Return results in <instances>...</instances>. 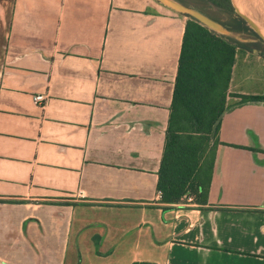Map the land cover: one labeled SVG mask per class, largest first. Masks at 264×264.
<instances>
[{
  "label": "crops",
  "instance_id": "0c3cea01",
  "mask_svg": "<svg viewBox=\"0 0 264 264\" xmlns=\"http://www.w3.org/2000/svg\"><path fill=\"white\" fill-rule=\"evenodd\" d=\"M230 1L257 35L222 25L249 45L230 90L264 96V0ZM188 21L157 0H0V264H264V102L223 113L205 205L158 189Z\"/></svg>",
  "mask_w": 264,
  "mask_h": 264
},
{
  "label": "trees",
  "instance_id": "16d2710c",
  "mask_svg": "<svg viewBox=\"0 0 264 264\" xmlns=\"http://www.w3.org/2000/svg\"><path fill=\"white\" fill-rule=\"evenodd\" d=\"M202 1L207 8H193L232 33L257 36L244 20L234 14L230 5ZM188 17L158 189L164 203H180L185 197H192L194 203L205 205L215 152L220 144V119L227 110L226 92L232 78L235 57L238 49L248 50L249 45L243 46L235 38L217 34ZM245 102H264V96H247ZM192 126L197 130L190 131L188 127ZM215 131L217 137L212 141L211 136Z\"/></svg>",
  "mask_w": 264,
  "mask_h": 264
},
{
  "label": "rangeland",
  "instance_id": "374dc122",
  "mask_svg": "<svg viewBox=\"0 0 264 264\" xmlns=\"http://www.w3.org/2000/svg\"><path fill=\"white\" fill-rule=\"evenodd\" d=\"M173 1H176V2H179V3H182V4H188L192 7H195V8H207L205 7V4L202 0H173ZM212 3L214 4H217V5H221V6H231V1L230 0H211ZM212 30V29H211ZM214 31V30H213ZM216 32V31H214ZM217 34H221L219 32H216ZM247 99V96H242V95H238L237 93H233V91L230 90V84H229V88L226 92V108L229 109L231 107H234L236 105H239L241 103H244ZM195 125V124H193ZM185 126H188L185 124ZM188 129L191 131H196V127L194 129V127L192 126L191 128L188 127ZM198 136V135H196ZM216 137H217V132H213L211 138H212V141H215L216 140ZM210 147H211V144H210ZM211 155V150H209V156ZM199 156H200V152H199ZM203 157H205V154L203 155ZM190 194H193L192 192ZM189 196H193V195H189ZM188 198H192V197H186L184 198V200L188 199Z\"/></svg>",
  "mask_w": 264,
  "mask_h": 264
},
{
  "label": "water",
  "instance_id": "95a60500",
  "mask_svg": "<svg viewBox=\"0 0 264 264\" xmlns=\"http://www.w3.org/2000/svg\"><path fill=\"white\" fill-rule=\"evenodd\" d=\"M157 1L161 2L162 4L180 13L190 16L192 19L196 20L197 22H199L200 24H202L203 26L209 29H212L223 35L227 33L225 28L220 23L212 20L211 18H209L208 16H206L205 14L201 13L200 11L196 9L190 8L182 3H179L173 0H157Z\"/></svg>",
  "mask_w": 264,
  "mask_h": 264
},
{
  "label": "built area",
  "instance_id": "2783aa9c",
  "mask_svg": "<svg viewBox=\"0 0 264 264\" xmlns=\"http://www.w3.org/2000/svg\"><path fill=\"white\" fill-rule=\"evenodd\" d=\"M43 102H45V97L44 96H36V97H34V103L36 105H40Z\"/></svg>",
  "mask_w": 264,
  "mask_h": 264
}]
</instances>
